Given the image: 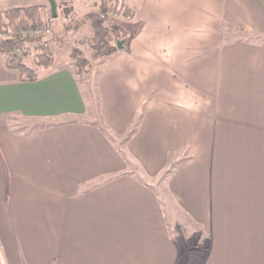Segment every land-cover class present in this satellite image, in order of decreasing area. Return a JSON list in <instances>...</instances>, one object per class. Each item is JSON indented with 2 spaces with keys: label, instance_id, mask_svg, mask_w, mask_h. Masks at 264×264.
Instances as JSON below:
<instances>
[{
  "label": "crops",
  "instance_id": "crops-1",
  "mask_svg": "<svg viewBox=\"0 0 264 264\" xmlns=\"http://www.w3.org/2000/svg\"><path fill=\"white\" fill-rule=\"evenodd\" d=\"M106 1L131 34L99 107L71 54L24 81L0 51V264H178L169 218L197 264H264V0ZM28 7L49 25L48 0H0V25Z\"/></svg>",
  "mask_w": 264,
  "mask_h": 264
},
{
  "label": "rangeland",
  "instance_id": "rangeland-1",
  "mask_svg": "<svg viewBox=\"0 0 264 264\" xmlns=\"http://www.w3.org/2000/svg\"><path fill=\"white\" fill-rule=\"evenodd\" d=\"M91 6V5H90ZM89 6V7H90ZM88 7V8H89ZM118 8H122L121 6H119ZM98 9V7L94 9V11H96ZM89 10V9H88ZM92 14L94 13L91 10ZM120 17V18H119ZM118 17L119 19V24L123 25L125 28L130 29V25L127 23H124L123 20L121 19L122 17H124L123 15H120ZM78 20H84L85 19V15L81 14L78 15L77 17ZM77 19H72L69 20L72 24H76V22L78 21ZM89 20V19H88ZM38 21V22H37ZM30 22V20H29ZM38 23H43L42 21L38 20L37 17L35 19V24ZM70 22H68L67 26L70 24ZM89 22L91 23V21L89 20ZM50 27H52L53 32H55V34L53 33L52 36L49 37L48 42H45L47 44H44V41H40L39 43H37V45H34V41H31L32 43H29L27 41L23 42L22 44L27 47L26 51H22V52H17L16 50L18 49V46L13 48V49H6L5 53L8 54L9 56V60L12 59H16V61L18 62H24L27 63L29 66L36 68L38 73H43L44 71H48L50 69H56V68H60L61 66L68 64L69 61L71 60L70 58V54L73 50H77L79 52V54H81V56H86L87 58L90 59V63L92 64L91 67H87L89 68V71L87 73H84L82 75H79L80 78H84L83 81L87 78L90 77L91 82L85 84V82L83 83V87L86 90V93L88 95V98H92L93 104H95V107H99L98 103L100 104V100L99 98H97V91L95 88V81H96V77L100 74V72H102V68H98V64H103V65H108L111 66V64H113V62L116 59V55H117V51L118 50H114L112 53H110L107 56H98V54L95 52V49L93 48V42L91 41L90 38V28L89 26L91 24L86 23V25H88L87 27H84L83 29H81L80 31H76V29L74 28V31L67 33V26H64V20L62 19V17L58 16V17H53L51 16L49 18L48 21ZM85 23V22H84ZM14 24H18V23H14ZM14 24H11L8 27L5 26H1L0 25V46L2 45V41L5 38V32L11 28ZM47 23H43V25H46ZM48 25V26H49ZM91 27V26H90ZM110 31V39H113V32L111 30ZM54 35L57 37V45L56 50L53 52V47L51 46V42L54 40ZM80 40H83V43H80ZM118 45V43H117ZM20 46V45H19ZM119 47V45H118ZM46 49V50H45ZM47 51L51 54V56L54 55V57H51V61H53V67L48 68V66L46 67H42L40 64H38V59H37V53L41 52V51ZM72 60L74 62V57H72ZM50 61V62H51ZM102 65V66H103ZM76 67L74 66V71H75ZM87 81V79L85 80ZM159 183V182H157ZM162 188L160 189H164L163 185L161 186ZM165 190V189H164ZM169 218V217H168ZM169 222H170V228L172 231V236L173 238L176 240L179 249H180V258L178 261V264H197L196 263V259L198 258V255H202V257L204 256L202 249H192L194 248V246L197 247L198 245V239L195 238H190L189 235V231L192 229L188 226V221H185V229L187 230L188 234H182V230L180 231L179 223L177 226V223L174 222V220H172L171 218H169ZM180 222V221H179ZM189 228V229H188ZM201 243V241H200ZM188 248H190L191 250H189ZM200 254H198V253ZM196 259H194V257H196Z\"/></svg>",
  "mask_w": 264,
  "mask_h": 264
},
{
  "label": "trees",
  "instance_id": "trees-1",
  "mask_svg": "<svg viewBox=\"0 0 264 264\" xmlns=\"http://www.w3.org/2000/svg\"><path fill=\"white\" fill-rule=\"evenodd\" d=\"M57 3V7L61 5V3ZM65 4L64 15L66 18L70 17V14L72 12V7L68 5V2ZM114 7V6H113ZM110 8V2L104 1V3L101 5V11H107ZM39 8L38 7H28V8H19V9H12L5 11L3 13V23L1 26L8 27L11 24L18 23L19 26H22L23 28H28V21L30 20V26H35V19L38 15ZM99 12H94L90 15L89 20L91 21L92 27H93V35L91 37V41L93 42V48L95 49V52L98 54V56H107L110 53H112L114 50H118L117 43L119 41H124L129 34H131L130 31L125 30L123 27H121L118 22L113 25L112 32H113V39H110V31L109 28L105 25L104 22L99 20ZM124 14L128 13L127 8L123 11ZM52 15V14H51ZM59 15H57L58 17ZM84 21L77 22V24L72 25L70 23L66 29H70L73 27H77L78 24H83ZM29 42L34 41V45H37L41 41V38H37L35 36H32L31 34H27L26 37H18L17 39H4L2 41V45L0 46V51L5 52L6 49H13L19 45H21L23 42ZM46 50V49H45ZM41 51L37 53V59L38 64L40 65H46L48 66L51 61V54L47 51ZM71 56L74 57V66L75 74L77 76L82 75L84 73H87L89 71V68L91 67V61L86 56H81L79 52L75 49L71 52ZM7 67L16 70L21 79L24 81H33L38 78V72L36 68H33L29 66L27 63L24 62H18L16 59L9 60L7 63ZM89 67V68H87Z\"/></svg>",
  "mask_w": 264,
  "mask_h": 264
},
{
  "label": "built area",
  "instance_id": "built-area-1",
  "mask_svg": "<svg viewBox=\"0 0 264 264\" xmlns=\"http://www.w3.org/2000/svg\"><path fill=\"white\" fill-rule=\"evenodd\" d=\"M120 16V12L115 7H110L107 11H101L99 12V20L104 22L105 25L109 28V30H112L113 25L117 23L118 17ZM38 22V21H37ZM35 26H30L31 22L28 21V28H23L22 26H19L18 24H14L11 28H9L5 32V38L8 39H17L18 37H26V35L29 33L32 36L41 38L42 41H44V44H47L45 42H48L49 37L52 36L53 30L52 27L48 25H43V23H38ZM27 47H25L23 44L18 46L17 52L26 51Z\"/></svg>",
  "mask_w": 264,
  "mask_h": 264
},
{
  "label": "water",
  "instance_id": "water-1",
  "mask_svg": "<svg viewBox=\"0 0 264 264\" xmlns=\"http://www.w3.org/2000/svg\"><path fill=\"white\" fill-rule=\"evenodd\" d=\"M50 3V7H51V12H52V16L55 18L57 17V3L56 0H48ZM124 41H119L118 45L119 47H123Z\"/></svg>",
  "mask_w": 264,
  "mask_h": 264
}]
</instances>
